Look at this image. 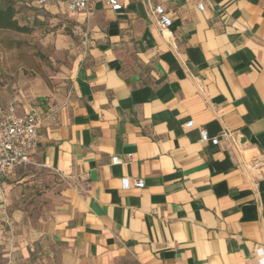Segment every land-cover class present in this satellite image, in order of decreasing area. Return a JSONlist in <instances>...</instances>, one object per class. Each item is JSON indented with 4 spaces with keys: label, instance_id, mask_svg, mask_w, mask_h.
<instances>
[{
    "label": "crops",
    "instance_id": "crops-1",
    "mask_svg": "<svg viewBox=\"0 0 264 264\" xmlns=\"http://www.w3.org/2000/svg\"><path fill=\"white\" fill-rule=\"evenodd\" d=\"M119 2L121 12L104 0L42 8L70 55L60 91L16 97L41 124L33 163L9 175L30 166L56 180L49 213L18 235V261L260 264L264 172L252 163L264 157V0ZM202 127L217 145L200 141Z\"/></svg>",
    "mask_w": 264,
    "mask_h": 264
},
{
    "label": "rangeland",
    "instance_id": "rangeland-1",
    "mask_svg": "<svg viewBox=\"0 0 264 264\" xmlns=\"http://www.w3.org/2000/svg\"><path fill=\"white\" fill-rule=\"evenodd\" d=\"M33 7H23L17 14L21 25L32 27L30 33L0 30V106L16 97L29 100L35 90L48 87L56 92L64 87L66 79L60 75L70 53L58 46L61 23ZM54 182L52 176L30 166L0 180V264H23L16 257L18 235L31 224L40 225L49 213L52 198L46 194ZM119 264L136 262L127 259Z\"/></svg>",
    "mask_w": 264,
    "mask_h": 264
},
{
    "label": "built area",
    "instance_id": "built-area-1",
    "mask_svg": "<svg viewBox=\"0 0 264 264\" xmlns=\"http://www.w3.org/2000/svg\"><path fill=\"white\" fill-rule=\"evenodd\" d=\"M34 6L44 8L50 3H64L68 10L75 13L87 10L91 0H26ZM105 3L115 12H121L123 5L119 0H104ZM203 9V5H199ZM157 19L158 26L163 33L169 34L172 25V18L168 15L162 5H157L152 10ZM41 119L36 111L25 116L18 113V101L13 98L6 105L0 106V180L7 177L17 164H32V154L38 143V127ZM193 121L188 122L192 126ZM201 142H212L214 145L219 143L217 137L211 138L205 127L200 130ZM114 164H122L124 161L115 156L112 158ZM252 166L259 175L264 172V157L253 161ZM122 188L129 189L131 182L129 177H122ZM137 188L145 186L144 179H138L134 182ZM256 254L260 264H264V248L258 247Z\"/></svg>",
    "mask_w": 264,
    "mask_h": 264
},
{
    "label": "trees",
    "instance_id": "trees-1",
    "mask_svg": "<svg viewBox=\"0 0 264 264\" xmlns=\"http://www.w3.org/2000/svg\"><path fill=\"white\" fill-rule=\"evenodd\" d=\"M33 6L32 3L26 0H0V30H14L21 33H30L33 30L32 27L21 25L17 19V14L21 8Z\"/></svg>",
    "mask_w": 264,
    "mask_h": 264
}]
</instances>
